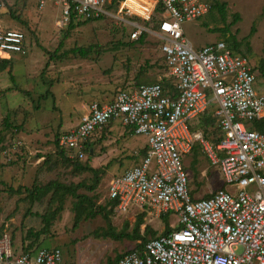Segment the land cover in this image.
<instances>
[{
	"label": "rangeland",
	"instance_id": "1",
	"mask_svg": "<svg viewBox=\"0 0 264 264\" xmlns=\"http://www.w3.org/2000/svg\"><path fill=\"white\" fill-rule=\"evenodd\" d=\"M212 1L224 5V14L213 5L198 19L185 22L182 29L187 39L195 48L219 39L226 43L235 39L240 43L239 53L246 55L251 64H258L264 52V0ZM142 2L129 4L140 13ZM118 5L108 7L112 15L74 23L67 32L68 25H58L59 5L49 2L38 9L35 0H5L0 12L3 25L23 30L28 41L25 54L0 56L9 60L0 70V232L12 235L14 249L27 242L59 247L67 264H110L118 254L141 242L110 237L102 214L110 218L115 232L131 233L136 228V208L116 213L107 203V193L110 179L124 166L136 164L142 147L116 153L114 149L121 144H105L106 127L101 136L91 137L94 152H90L89 145L82 160L61 155L56 142L61 132L75 127L74 122L85 113L88 103L107 102L119 90L165 82L169 77L157 35L160 15L155 12L150 20L143 21L135 13H118ZM132 23L149 32L132 40ZM77 47L87 49V55L72 52ZM47 51L55 52L52 59ZM254 87L264 92V76L256 75ZM213 109L211 106L207 113ZM203 117L190 125L197 124L196 131L203 130L212 141L218 136L216 125L205 124ZM189 156L192 160L186 161ZM184 157L191 193L204 189L193 197L223 186L218 169L210 165L200 145ZM76 163L99 170L100 180L93 191L77 190L92 197L95 214L85 217L82 213L74 225L75 197L52 191L34 193L31 188L51 180L67 186L79 182L91 185V170L76 169ZM142 221L140 234L153 237L164 231L161 217L149 223L144 216ZM167 221L170 228L175 227L176 216L169 215Z\"/></svg>",
	"mask_w": 264,
	"mask_h": 264
},
{
	"label": "built area",
	"instance_id": "2",
	"mask_svg": "<svg viewBox=\"0 0 264 264\" xmlns=\"http://www.w3.org/2000/svg\"><path fill=\"white\" fill-rule=\"evenodd\" d=\"M154 1L151 7L140 5V13L127 0L115 3L118 13H135L143 21L160 15L157 35L176 96L150 83L119 90L105 103L92 101L79 123L60 133L57 145L69 158L82 160L90 137L114 120L145 137L144 154L110 179L107 198L116 201L118 214L134 206V214L144 213L149 223L173 214L176 225L124 252L116 264H264V133L252 126L264 118V92L254 87L253 64L223 40L195 48L187 39L182 25L208 12L207 0ZM35 2L38 9L49 2L59 5L58 25L112 15V0ZM4 8L0 0V12ZM132 26V40L149 32L138 23ZM27 50L24 31L0 19V56ZM211 106L221 132L216 143L190 129ZM195 143L223 182L206 197H193L184 166ZM13 242L10 233H0V264H67L59 247L25 251L21 245L14 249Z\"/></svg>",
	"mask_w": 264,
	"mask_h": 264
},
{
	"label": "trees",
	"instance_id": "3",
	"mask_svg": "<svg viewBox=\"0 0 264 264\" xmlns=\"http://www.w3.org/2000/svg\"><path fill=\"white\" fill-rule=\"evenodd\" d=\"M127 1H128V3H133L136 0H127ZM140 1H143V0H140ZM210 1H211L210 7H212L214 5L215 7L218 8V10L223 15L224 14V5L223 4H220L218 2H215L213 4V1L212 0H210ZM115 2H116V0H112V3L113 4H112V6H110L111 8L114 7ZM147 4H149V3H147ZM158 10H159V6L157 7V10L156 11H158ZM100 18H102V16L101 17L94 18L93 20L100 19ZM87 21H90V20H85V21H81V22H87ZM74 23L75 22H73V21H70L68 23L67 32L74 27L73 26ZM76 23H79V22H76ZM144 34H146V32H142L139 35V37H138L137 40L141 39L144 36ZM227 44H228V46L230 48H232L233 50L239 52L240 43L238 41H236L235 39H232V42L231 43H227ZM47 52L49 53V58L52 59L54 57V55H55V52H49V51H47ZM72 52H74V53L78 52L80 55L85 56V55H87L88 50L85 49V48H82V47H77V48L72 49ZM241 54H243V53H241ZM8 63H9V60L8 59L1 58L0 59V70H4L7 67ZM48 63L49 62H46L45 67L48 66ZM253 71L256 72V75L257 74H260L261 76H264V52H263V57L259 60L258 64L253 65ZM157 83L161 84V86L163 87V90H164V92L166 94H169L171 96H176L177 92H176V90L174 88L173 80H172V78L170 76L168 77L167 80H165V82L159 81ZM147 84H150V83H147ZM202 116H204L203 118H204L205 124H209L211 126L213 123H215V125H216L215 128L218 131V133H217L218 136L214 140H212L211 142L216 143L221 138V132H220V129H219L217 123H216V118L214 116H212V113L211 112H208L207 114L204 113L200 117H198L197 118L198 121L200 120V118ZM252 126L255 127L256 129H258L259 131H261V132L264 133V118L263 119L253 120L252 121ZM190 129L192 131L199 130L197 128V124L194 125V126H191L190 125ZM201 133L204 135V137H206V138L208 137L207 134L203 130L201 131ZM198 145L199 144H197V143L194 144V146H198ZM194 146H193V148H194ZM87 147H88V144L86 143L84 150H86ZM59 151H60L59 153L61 155H63L64 153L66 154V152H64L60 148H59ZM144 151L145 150H143V153L142 154H144ZM67 157H68V155H67ZM70 159H72V158H70ZM74 167L76 169H79V170H85V169L91 170V172L93 173V183L90 185V184H86L84 182H79L77 184H70L69 186H67L65 184H62V183L56 181V180H51V181L47 182L44 185H33V187L31 189H32V191H34V193H39V194H41L43 192L52 191L53 194H56L58 192H61L62 194L65 195V194H68L69 193L70 195H72L73 197H75L76 198V201H75V204H74V206H75L74 208H75V211H76V215H75V223H74V225H76L78 223V221L80 220V218L82 216V213H83V215L85 217L94 216V214H95V211H94V203L92 202V197L89 196V195H87V194L77 193V190L80 189V188H85V189H87L89 191H93L94 188L96 187V185L98 184V182L100 180V177H99V170L90 168L87 164L84 165V164L76 163ZM189 187H190V184H189ZM25 189L27 190L28 188H25ZM206 196H209V194L204 195V197H206ZM107 203L110 206V209L114 211V207L116 205V201L115 200H108ZM60 207H61V202H60L59 208ZM99 208L102 211L104 209L102 206H99ZM102 215L104 216L105 221L107 223L106 233L110 237H112L114 239H117V240L124 239V238L130 239V240H141V242L136 246V247H140V248L149 239V236L148 235L145 236V232L144 233H141V234L138 232V229H139L141 223L143 222L142 221V218L144 217V213H138L137 214V216H139V218H138V221H137V224H136V228L131 233L126 232V231L115 232L114 231V227L111 224L110 218L105 213H103ZM168 216H169L168 214L161 216V218H163L164 224L166 226L165 230L162 233H166V232H168V231L171 230L170 225H169V223L167 221ZM147 229H148V227L146 226L145 230H147ZM39 234L40 233H38L36 235H39ZM11 237H12V235H11ZM20 245H21V248L23 250H25V251L26 250H32V249H34V248H36V247L39 246L38 244L33 245L32 243H27V242L26 243L21 242ZM122 254H118L114 258V260H112L110 262V264H116L117 261H118V259L121 257Z\"/></svg>",
	"mask_w": 264,
	"mask_h": 264
},
{
	"label": "crops",
	"instance_id": "4",
	"mask_svg": "<svg viewBox=\"0 0 264 264\" xmlns=\"http://www.w3.org/2000/svg\"><path fill=\"white\" fill-rule=\"evenodd\" d=\"M147 3H150V4H147ZM154 3H155V1L154 0H143V2H142V4L141 5H146V6H148V7H151L152 5H154ZM111 100V99H110ZM109 100V101H110ZM108 102V101H107ZM101 103H105V102H101ZM89 104V103H88ZM87 104V105H88ZM86 105V106H87ZM86 106H85V109H86V111H85V113H87V108H86ZM84 113V114H85ZM83 114V115H84ZM83 115H81V117L83 116ZM81 117H79L78 119H77V121L76 122H74V126H76L78 123H79V121H80V119H81ZM104 127H106V134H107V139L105 140V144H109V143H113V142H115V141H118V142H116V144H118V143H120L121 145L120 146H118V147H116L115 149H114V151H116V153H119V152H121V151H133V150H136V149H138V147H142V150H144V148L146 147V142H145V137H143V136H141V135H135V134H132V132L130 131V129L128 128V127H126V126H123V125H121L120 124V122L119 121H116V120H114V121H111L109 124H107L106 126H104ZM104 127H102L101 129H99V130H97L96 132H94V134L92 135V136H94L95 134H97L98 136H101V131H102V129L104 128ZM70 130V129H69ZM67 131V130H66ZM91 136V137H92ZM91 137H90V139H89V141H88V146L90 145V143H92V140L93 139H91ZM107 144V145H108ZM120 149V150H119ZM109 151H113V149L112 150H109ZM192 151V150H191ZM90 152L91 153H93L94 152V145L93 144H91L90 145ZM191 153V152H190ZM185 158V157H184ZM188 160H192V157H188L187 159H186V161H188ZM139 161V160H138ZM135 165V164H134ZM133 166V165H132ZM132 166H124V168L123 169H121L119 172H117V174L116 175H114V176H117V175H119V174H122L124 171H126L127 169H129L130 167H132ZM220 174V173H219ZM113 176V177H114ZM221 176V175H220ZM222 179V178H221ZM222 185H223V182H222ZM202 191H204V189H201V190H199V191H197V192H195L194 194H192V195H194V196H198V195H200L201 193H202ZM211 193V192H210ZM209 193V194H210ZM203 195H205V194H203ZM151 223V222H150ZM165 228H166V226H165V224L163 223V226H162V229L163 230H165Z\"/></svg>",
	"mask_w": 264,
	"mask_h": 264
},
{
	"label": "bare ground",
	"instance_id": "5",
	"mask_svg": "<svg viewBox=\"0 0 264 264\" xmlns=\"http://www.w3.org/2000/svg\"><path fill=\"white\" fill-rule=\"evenodd\" d=\"M150 4V3H149Z\"/></svg>",
	"mask_w": 264,
	"mask_h": 264
}]
</instances>
